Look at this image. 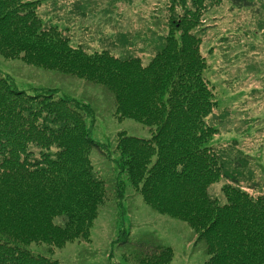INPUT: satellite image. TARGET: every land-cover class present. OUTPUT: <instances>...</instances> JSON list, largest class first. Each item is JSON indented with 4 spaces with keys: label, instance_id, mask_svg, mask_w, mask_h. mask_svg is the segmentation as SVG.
Masks as SVG:
<instances>
[{
    "label": "trees",
    "instance_id": "obj_1",
    "mask_svg": "<svg viewBox=\"0 0 264 264\" xmlns=\"http://www.w3.org/2000/svg\"><path fill=\"white\" fill-rule=\"evenodd\" d=\"M220 1H168L167 29L153 36V53L141 63L136 55L72 44L41 21L34 0H0L2 56L102 85L116 118L131 117L150 132L119 130L99 143L85 121L93 118L89 103L50 88L28 92L0 74V264H62L46 254L52 246L89 238L107 182L93 171L92 148L113 164L116 192L127 181L151 209L193 230L203 264H264V191L254 189L260 182H250L240 150L227 157L225 146L209 142L217 129L206 119L217 102L194 28L202 9ZM215 185L217 195L209 191ZM35 242L45 243V252H31ZM133 248L139 264H166L172 255L155 239L137 238Z\"/></svg>",
    "mask_w": 264,
    "mask_h": 264
},
{
    "label": "rangeland",
    "instance_id": "obj_2",
    "mask_svg": "<svg viewBox=\"0 0 264 264\" xmlns=\"http://www.w3.org/2000/svg\"><path fill=\"white\" fill-rule=\"evenodd\" d=\"M34 1L41 21L55 26L72 44L89 51L106 49L114 55H136L141 63L153 53V36L167 29L169 18L166 4L170 0ZM249 1L240 7L228 0L205 6L199 15L203 21L194 29L206 61L202 74L217 102L206 119L217 129L209 142L225 146L227 157L237 156L240 150L251 169L250 182H260L261 187L254 189L264 191V4L262 0ZM0 74L28 92L50 88L55 94L89 103L93 118L86 115L85 121L90 137L99 143L113 141L119 130L150 135L147 125L131 117L114 116L112 95L100 84L1 54ZM219 114L223 116L218 118ZM89 158L93 171L107 181L89 238L68 240L52 246L46 254L62 264H139L133 252L134 240L145 238L171 247L166 264H203V244L196 241L183 220L151 209L127 181L122 194L116 192L113 164L96 148L90 149ZM209 191L219 193L217 185ZM45 246L35 242L28 249L45 252Z\"/></svg>",
    "mask_w": 264,
    "mask_h": 264
}]
</instances>
